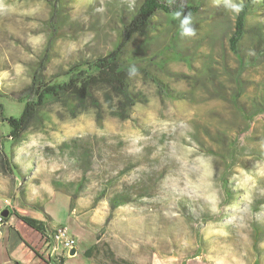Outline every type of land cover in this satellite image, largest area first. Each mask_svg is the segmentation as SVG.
<instances>
[{
  "label": "rangeland",
  "instance_id": "1",
  "mask_svg": "<svg viewBox=\"0 0 264 264\" xmlns=\"http://www.w3.org/2000/svg\"><path fill=\"white\" fill-rule=\"evenodd\" d=\"M138 1L77 0L67 4L60 19L71 36L52 40L54 51L61 59L108 51L121 21ZM192 1L200 3L189 26L194 35L173 36L180 17L161 12L153 20L157 30L145 41H135L142 42L152 56L154 64L146 65L147 70L167 88L160 89L149 78L137 80L146 102L138 104L126 120L106 115L101 127L91 114L67 122L54 120L44 132L29 134L10 155L23 177L0 171V198H11L14 209L26 210L24 215L49 226L66 224L76 235V255L67 258L65 253L66 264H94L81 252L97 242V235L117 258L135 264L253 262L252 224L264 231V203L255 210L252 205L254 199L264 201V112H257L248 126L240 112L252 110L253 98H257L254 102L264 99L259 93L264 85V7L255 5L247 16L240 56L253 61L256 41L260 55L242 67L227 43L237 0H169L168 5L178 10ZM50 19V9L43 1L0 0V88L18 91L27 78L26 62L42 50L43 29ZM169 42L173 44L166 51L169 62L164 63L157 56ZM58 60L55 56L54 62ZM0 99L10 103L8 110L19 113L21 104ZM5 131L0 123V133ZM196 131L205 146L193 139ZM216 134L218 140L208 136ZM234 135H238L239 145L228 180L237 193L234 203L227 204L220 183L228 161L223 140ZM74 139L70 152L60 151L62 141ZM203 147L214 150L215 155L207 154ZM83 174L86 188L69 210L68 198L53 190L51 180L77 181ZM18 188L25 190L29 205L23 204ZM101 189L126 192L133 200L111 212L106 190L92 204L94 190ZM179 197L185 199L184 204H178ZM208 208L211 219L204 218L210 213ZM190 215L192 226L187 222ZM2 228L0 248H6L15 260L20 255L10 247L21 244L22 236L38 239V232L31 233L35 230L26 224ZM197 229L203 243L198 250L193 233ZM258 249L260 264H264V235ZM105 264L112 263L107 260Z\"/></svg>",
  "mask_w": 264,
  "mask_h": 264
},
{
  "label": "trees",
  "instance_id": "2",
  "mask_svg": "<svg viewBox=\"0 0 264 264\" xmlns=\"http://www.w3.org/2000/svg\"><path fill=\"white\" fill-rule=\"evenodd\" d=\"M38 1L45 2L51 12V19L48 23H45L43 29L46 33V40L42 50L36 52V58L26 62L27 78L19 85L17 92H10L11 90L8 91L4 86L0 88V98L4 97L21 104L20 111L16 114L8 110L9 102L6 103L0 99V123H3L6 127V131L0 133V171L17 179L20 176L23 177L22 169L10 155L14 149L27 140L29 134L44 132L54 120L67 122L86 114H91L94 117L95 124L98 127L102 126L106 115L119 120H126L130 118L132 111L138 104L146 102L145 94L137 85V80L149 78L160 89L162 87L167 88V85L157 75L147 70L146 65L151 66L154 64L152 56L147 54L142 42L136 43L135 41L137 38L145 41L151 31L157 30L153 20L161 12L171 15H176L177 12L182 13L180 24L177 25L173 36L181 34L183 27L191 25L193 17L200 7L199 2L192 1L186 3L184 7H178V10H173L168 5L169 0H139L134 11L130 12L126 20L121 21L112 48L98 55L85 54L82 57L73 59L65 56L64 59H61L60 53L54 51L55 42L52 40L71 36L67 30L63 29L60 16L62 15V9L66 8L67 4L77 2V0ZM236 4L240 6V11H235L233 28L227 37V43L229 50L237 57L238 64L244 67L251 62H255L257 56L260 55L258 41H256L252 45L255 58L253 61H250V59L247 62L244 61L240 56L239 43L246 33L248 14L252 12L255 5L264 7V0H237ZM189 15L191 17L190 23L182 27L181 21ZM172 45L169 42L166 47L159 51L157 57L163 59L164 63L169 62L166 51L172 48ZM55 56L59 58L56 63L54 62ZM1 64L0 60V69L3 68ZM132 69H135V71L133 72ZM165 90L168 92V89ZM263 90L264 85L259 91L262 98H264ZM255 99L257 98L252 99V105L250 106L252 110L250 109V112H248V109H242L240 112L246 126L257 112H264V99L254 102ZM200 136L201 134L196 131L193 139L203 146L204 143ZM208 136L211 140L219 139L218 134ZM223 141L226 142L225 146L228 152L226 160L228 161L225 163L226 167L220 180L222 196L224 203L233 204L237 192L228 180V169L237 152L238 135L228 137ZM72 142L74 143L75 139L70 142L62 141L60 151L67 150L70 152ZM205 150L207 154L215 155L214 150L210 148H205ZM51 183L54 191L60 192L68 198V208L72 210L79 193L86 188L87 179L86 175L83 174L77 181L53 179ZM103 190H106V201L111 212L118 206L130 203L133 200L131 195L126 192L101 189L94 190L92 204L96 205L98 203L96 199L103 195ZM16 191L21 194L23 204L25 206L29 205L28 199L24 196L25 190L18 188ZM177 202L178 204H184L185 199L179 197ZM263 203L264 201L254 199L252 201L253 210ZM31 207H34V205ZM207 210L210 213H207L204 218L211 219L212 213L209 208ZM12 211L22 222L44 238L48 239L47 232L52 236L54 227L49 226L46 221L20 215L14 209ZM8 215H11V213H8ZM45 217L49 218L47 213H45ZM6 218H3V220ZM192 218L191 215L187 218L190 226L193 224ZM261 228L257 224H252V247L255 254L252 264H260L261 262V256L258 253V241L264 235ZM193 233L196 238V250H198L203 244L201 234H199L198 229L194 230ZM99 238V235H97V242L87 247L82 253L83 256L90 259L94 264H105L107 260L112 264H135L131 259L117 258L109 244L106 241H98ZM193 256H198V254L196 253ZM53 262L54 264H63L61 258Z\"/></svg>",
  "mask_w": 264,
  "mask_h": 264
},
{
  "label": "crops",
  "instance_id": "3",
  "mask_svg": "<svg viewBox=\"0 0 264 264\" xmlns=\"http://www.w3.org/2000/svg\"><path fill=\"white\" fill-rule=\"evenodd\" d=\"M12 209H14V208L7 209L8 213H11V215L7 214L5 216L7 218L4 219L3 225L0 227V236H3V234H4V229L2 227L5 225H8L10 227L15 228L16 224H18V223L19 224L20 223L25 224L17 216H15L13 214ZM3 210H5V209H3ZM14 210L20 215H24L23 212L25 213V211H26V210H21L19 207H16V206H15ZM33 232L35 233L37 231H31V233H33ZM70 234H71V236H73L75 238L76 243L74 246H76L77 245L76 235L74 233H72V231H70ZM35 236H37V238H38L37 240L25 239L22 236L24 243L22 242L21 244L20 243L14 244L13 247H10V248H13L14 250L17 249L16 253H18L20 255L19 256L20 258L18 260L10 258L5 247H4L5 249L0 248V264H32V263L33 264H54L53 261H55V260L58 261L60 258L62 259L63 264H66L65 253H66L67 258H71V257L76 255L77 248H76L75 253L73 255H70L69 252H70L71 247H65L60 243H56L53 240L52 236L48 232H47L48 239L44 238L39 233H35ZM5 245H6V247L8 246V244H6V243H5ZM25 247H27L28 250H23ZM19 248H20V250L18 252ZM86 248L82 249L81 254L83 253V251ZM28 253H30V254H28ZM35 259H36V261H34Z\"/></svg>",
  "mask_w": 264,
  "mask_h": 264
},
{
  "label": "built area",
  "instance_id": "4",
  "mask_svg": "<svg viewBox=\"0 0 264 264\" xmlns=\"http://www.w3.org/2000/svg\"><path fill=\"white\" fill-rule=\"evenodd\" d=\"M12 199H0V227L3 225V216L1 212L3 209L13 208ZM52 238L56 243H60L65 247H72L75 245L76 240L70 234L69 226L66 224H59L54 227L52 232Z\"/></svg>",
  "mask_w": 264,
  "mask_h": 264
},
{
  "label": "clouds",
  "instance_id": "5",
  "mask_svg": "<svg viewBox=\"0 0 264 264\" xmlns=\"http://www.w3.org/2000/svg\"><path fill=\"white\" fill-rule=\"evenodd\" d=\"M232 7L234 8V10H235L236 12H239V11H240V6H238V5H233ZM181 15H182L181 12H177V13H176L177 18H179ZM190 21H191V17H190V15H189V16H185L184 19L181 21V25H182V27H183L184 25H188V24L190 23ZM182 35H188V36H190V35H194V29H193V28H189V27H183ZM132 71L134 72L135 69H132Z\"/></svg>",
  "mask_w": 264,
  "mask_h": 264
},
{
  "label": "water",
  "instance_id": "6",
  "mask_svg": "<svg viewBox=\"0 0 264 264\" xmlns=\"http://www.w3.org/2000/svg\"><path fill=\"white\" fill-rule=\"evenodd\" d=\"M7 214H8V210H7V209H5V210H3V211L1 212V215H2L3 217H5ZM75 251H76V247H75V246H72V247L70 248V252H69V254H70V255H73V254L75 253Z\"/></svg>",
  "mask_w": 264,
  "mask_h": 264
},
{
  "label": "bare ground",
  "instance_id": "7",
  "mask_svg": "<svg viewBox=\"0 0 264 264\" xmlns=\"http://www.w3.org/2000/svg\"><path fill=\"white\" fill-rule=\"evenodd\" d=\"M0 199H10V198H8V197H1Z\"/></svg>",
  "mask_w": 264,
  "mask_h": 264
}]
</instances>
